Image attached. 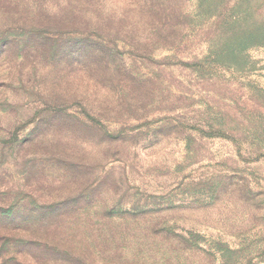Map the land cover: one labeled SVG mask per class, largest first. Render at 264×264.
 Segmentation results:
<instances>
[{"label":"rangeland","instance_id":"obj_1","mask_svg":"<svg viewBox=\"0 0 264 264\" xmlns=\"http://www.w3.org/2000/svg\"><path fill=\"white\" fill-rule=\"evenodd\" d=\"M143 1L0 0V264H264V0Z\"/></svg>","mask_w":264,"mask_h":264},{"label":"trees","instance_id":"obj_2","mask_svg":"<svg viewBox=\"0 0 264 264\" xmlns=\"http://www.w3.org/2000/svg\"><path fill=\"white\" fill-rule=\"evenodd\" d=\"M143 3L145 6H149V12L152 15V20L156 19V22L154 23V28H157L156 26H159L161 28L162 20H166V18L169 15H166V13H157L152 10V3L151 0H144ZM179 16L180 14L177 13ZM176 13L173 15L174 18L177 20V24H181L179 21V16L176 17ZM153 23V22H152ZM157 24V25H155ZM176 25V24H175ZM165 25H162L164 27ZM177 26V25H176ZM42 30V29H41ZM23 35H20L19 39H16L14 42L18 43L21 42L24 44V46L27 47V42H29L31 45L37 44L36 48L38 52L46 53L47 49L51 46L48 42L49 39L43 37L36 29H34L33 26L22 29ZM43 31V30H42ZM39 34V35H38ZM110 34H116L113 35L114 37L111 38L110 36L106 35H99L98 33H94V35L89 34L87 36H69V41L67 44H65L66 48H70L71 53L74 54H88L85 56H91L92 59L95 60L96 57L104 58L105 56H108L109 53H106L109 51V48H115L117 49V42L128 40V36H123V33L121 30H113L110 31ZM133 34H135L133 32ZM120 35V36H119ZM121 36H123L121 38ZM116 37V38H115ZM22 40V41H20ZM134 40V39H131ZM9 43V42H8ZM64 48V47H62ZM52 49V48H51ZM58 48L57 50H59ZM41 126V123H37L36 127L32 130V133H36ZM21 214V208H16L15 206H9L8 208L0 207V224H8L12 223V221L17 220V218ZM38 213L36 211H32L31 213H28L26 215V218L24 217L23 221L26 220L30 222L31 220H36L38 218ZM56 255L58 259L62 262V264H86L84 263V260H81L73 251L67 249H56Z\"/></svg>","mask_w":264,"mask_h":264}]
</instances>
